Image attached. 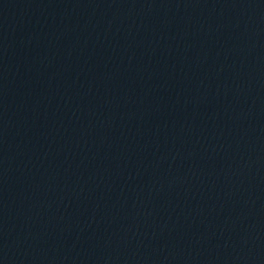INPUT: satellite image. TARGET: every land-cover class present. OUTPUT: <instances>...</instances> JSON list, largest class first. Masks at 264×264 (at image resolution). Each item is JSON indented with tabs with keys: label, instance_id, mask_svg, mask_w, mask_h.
<instances>
[{
	"label": "water",
	"instance_id": "water-1",
	"mask_svg": "<svg viewBox=\"0 0 264 264\" xmlns=\"http://www.w3.org/2000/svg\"><path fill=\"white\" fill-rule=\"evenodd\" d=\"M0 264H264V0H0Z\"/></svg>",
	"mask_w": 264,
	"mask_h": 264
}]
</instances>
